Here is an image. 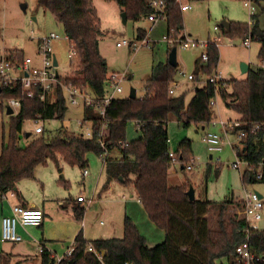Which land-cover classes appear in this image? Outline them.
I'll use <instances>...</instances> for the list:
<instances>
[{
    "label": "trees",
    "instance_id": "16d2710c",
    "mask_svg": "<svg viewBox=\"0 0 264 264\" xmlns=\"http://www.w3.org/2000/svg\"><path fill=\"white\" fill-rule=\"evenodd\" d=\"M37 1L63 24L70 43L78 51L77 75L61 76L60 80L66 84L89 88L96 95L104 96L109 73L107 60L100 51L103 31L95 1ZM106 1L118 4L127 12L128 18L134 20L148 18L154 11L151 0ZM166 4L168 36L185 38L181 3L178 0H166ZM223 30L244 40L247 37L258 39L261 43L259 54L264 59V28L257 19L249 25L231 22V28L228 30L223 27ZM146 36L147 29L140 27L138 37L145 39ZM173 47H177V44L171 45L170 52ZM207 52L209 60L197 68V80L203 74L209 78L218 68L219 48L211 44ZM5 53L8 58L19 61L27 56L24 50L19 49H7ZM178 72L179 63L175 66L169 60L153 66L146 84V95L142 98L114 97L107 106L105 118L92 105H87L84 119H92V137L68 130L64 126L55 134H50L46 128L42 134L34 136L33 133L32 140L25 148L18 145V139L26 119H32L37 114L47 120L65 118L68 105L64 90L59 82L52 101L51 96L42 100L37 94L32 97L26 95L19 83L12 88L3 86L0 93L3 105L10 97L24 95L25 98L18 115L13 118L11 141L4 146L0 155V198L2 193L15 189L23 178L34 177L39 164L53 161L61 170L62 160L85 171L90 153L101 156L107 151L106 170L109 180L122 178L125 185H134L151 220L165 231V240L150 246L134 220L127 216L122 237L87 240L82 232L78 233L73 243V254L62 264H223L220 261L223 258L236 261V248L246 240L247 222L239 216L225 221L223 215L226 206H221L219 228L212 229L205 215L210 205L219 202L201 198L192 200L187 187L170 183L172 164H181L185 169L196 159L192 155V141L189 139L183 140L176 152L171 149L168 121L171 116H176L185 126L192 123L209 124L215 114L212 100L218 96L227 107L242 115L240 120L243 123L235 132L241 128L247 131L240 152L242 158L252 166L244 171V184L264 182V68L250 69L245 79L221 80L218 86L206 79L202 86L196 87L188 103L186 93H169V87L177 79ZM129 122L138 123L136 127L142 133L139 139L127 140ZM255 123L261 124V128L253 132L251 126ZM102 138L106 143L104 146ZM171 151L176 155V160L171 156ZM259 174L261 177H258ZM230 203H234V200H227L224 204ZM235 203L240 206L243 204L241 200ZM84 211V208L77 211V216L81 218ZM90 242L106 250L103 261L87 249ZM251 246L256 253L264 254V229H252ZM40 254L41 264H55L53 252L46 249ZM12 260L11 253L0 252V264H21L19 260L14 263Z\"/></svg>",
    "mask_w": 264,
    "mask_h": 264
},
{
    "label": "rangeland",
    "instance_id": "374dc122",
    "mask_svg": "<svg viewBox=\"0 0 264 264\" xmlns=\"http://www.w3.org/2000/svg\"><path fill=\"white\" fill-rule=\"evenodd\" d=\"M245 1L247 0H188L190 8L183 12V24L186 35L199 41L214 39L219 33L223 36V40L219 44L221 56L217 70L220 69L219 71L223 77L228 80L235 77L245 78L247 76L246 72L242 70V63L250 64L252 70L264 68V59L259 54L261 43L258 39H252L251 45L246 46L244 38L240 36L233 37L223 31L224 26L222 22L224 20L249 25L257 19L260 26L264 28V1L257 2L253 0L257 8L256 14L253 17ZM183 2L186 1L184 0ZM24 3L27 4V8L25 9L23 8ZM96 4L99 7L103 30L100 51L107 60L108 73L127 74V78L122 82L124 91L117 95L122 97L129 96L131 88L134 87L137 90V96L140 98L144 97L147 92V80L152 72L153 65L168 61L171 44L166 39L168 34L167 18L159 19L156 23L150 21L148 18H141L140 20L128 18L124 22L119 6L113 1L96 0ZM216 26L222 30L217 31L215 29ZM140 27L147 29L145 39L138 37ZM53 31L61 34L63 37L54 41V51L60 60V66L58 67L60 74L64 77L77 75L79 60L76 59L75 62H71L69 57L71 48L69 41L65 39L64 26L52 12L46 10L37 0H0V61L7 49L15 48L24 49L27 56L33 55L37 60H40V57L36 56L38 38ZM124 39L132 43L135 42L136 45L118 46L117 42ZM176 48L180 63L179 72L183 70L188 75L196 71V59L202 56L204 47L184 48L182 45H177ZM179 72L176 78L182 86H180L178 92L182 94L181 92L184 89H188L189 92L187 94L189 97L195 94L196 86H202L208 77V75L203 74L201 76L202 79L196 83L191 82L192 80L188 79L187 76L181 75ZM228 89L232 90V87L228 86ZM111 90L113 91V88ZM72 106H68V111L63 120L55 119L46 122V128L50 134H55L61 127L66 126L67 122H69L67 124H69L70 130L76 133L82 134L88 131L91 123H87L85 126L80 125L78 121L82 117V112L81 110H75ZM218 107L223 110L226 109L222 99H219L217 102ZM19 111L16 107L12 114L8 113L6 102L3 105L0 99V155L3 152L4 146L8 145L11 141L13 118L18 115ZM219 119L220 116L217 113V118L214 120ZM34 127V122L31 119H26L23 124L22 134L27 132L35 133ZM206 127L208 131L220 130L219 125L213 126L212 123ZM168 129L171 138V149L176 152L180 143L185 139H189L192 141V155L196 159L195 166L189 164L185 169H182L179 164H172L169 171V181L174 185L181 184L188 189H190V185L192 184L201 195L200 197H203L202 199L220 201L218 204L210 205L207 208L208 212L205 216L212 229L219 228V215L222 212L221 206H226L223 215L225 221L228 222L230 218H236V216L243 217L242 205L240 206L235 203L238 198L234 200V203L224 204L225 201L233 197L232 193H235L236 196L238 195L242 199L246 195V190H257L264 195V182L259 181L255 184L245 185L240 175V170L235 169L228 163L229 161L236 160V155L229 146L225 147L222 152L216 153L213 159L210 158L211 152L208 150V146L203 139V135L207 131L204 132L201 125L192 123L185 126L176 116H171L168 121ZM36 135L38 134L34 136ZM31 136L29 138L24 136L18 139V145L25 148L30 143ZM141 136L142 133L137 129L136 124L129 122L126 132L127 140L134 141ZM114 153L112 152V154ZM88 158L87 168L90 171L95 170L99 176L102 170L100 180L103 179L99 188L100 191L104 187V181L107 176L106 170H103L102 161H100L98 154L94 152L90 153ZM55 166L57 165L51 161L48 162V165L42 163L37 166L36 171L37 178L47 175L48 196L56 199L52 200V203L57 201V197H70L72 186L68 179H76L78 181V184L74 186V195H77L80 189L84 190L86 184L82 179L83 169L66 163L64 166L69 172L68 176H66L65 171H60L59 174L54 173L56 172ZM243 168H245L244 165L242 166ZM51 169L55 171L50 173L49 170ZM70 171H73V174ZM31 180L34 182V179ZM35 180L37 179L35 178ZM39 186V188L34 189V195L38 192L43 193L42 186ZM124 194L128 196L127 199L136 201L137 195L134 185L120 186L116 183L110 191V196L109 193L105 195L106 197H110V201L103 203L101 207L99 205V208L95 206L89 211V226L92 228V235L100 236L103 232H108L109 230L111 234H108V237H122L124 235L123 223L126 217L134 216L135 219L133 217L132 219L137 224L141 233L148 239L151 246L163 241L165 239V231L151 220L145 208L142 207V213L144 214V220H142L141 216L137 214L136 210L134 211L132 206L128 210L126 205L120 202L124 199ZM1 202L0 198V204ZM136 202L141 206L140 201ZM260 223L264 225V218L259 221L258 225ZM4 247L5 249L6 247L9 248V245L4 244ZM35 251L37 250L29 249V252L36 259L30 260L26 264H39ZM220 261L223 264H240L232 260L230 261L228 258H223Z\"/></svg>",
    "mask_w": 264,
    "mask_h": 264
},
{
    "label": "built area",
    "instance_id": "2783aa9c",
    "mask_svg": "<svg viewBox=\"0 0 264 264\" xmlns=\"http://www.w3.org/2000/svg\"><path fill=\"white\" fill-rule=\"evenodd\" d=\"M181 3V7L183 10H187L190 7L189 3L183 2V0H178ZM151 6L154 8V11L148 15V19L150 21H157L162 18H167V9H166V0H151ZM245 4L250 9L251 16L256 14V5L253 4V0L245 1ZM217 31H221L218 26L215 27ZM63 38L61 34L57 32H50L48 34H44L38 38L37 51L41 57L40 65L35 63L32 56H26L22 61L17 59L8 58L5 55L2 56L0 61V93L3 86L16 87V84L19 83L22 90L26 93V95L32 97L36 94L39 95V98L42 100H47L50 96L55 99V92L58 83L62 85L64 90V95L66 96L67 105H79L82 104L84 106L92 105L93 109L102 117L105 118L107 106L110 104L111 100L114 97H117L119 93L123 91L122 82L127 78L126 73H112L109 74L108 85L106 87V94L104 96H98L89 88L80 87L75 84H66L63 83L60 78L61 74L58 70L60 66V60L54 51V41ZM65 39H68V36L65 35ZM167 41L171 45H182L184 48L190 47H199L203 46L204 51L202 53L201 59L203 62L207 63L209 60L207 48L214 44L219 48L220 42L223 40V36L219 33L214 39H208L206 41H199L191 36L185 35V38H174L173 36L169 37L168 34L166 36ZM252 37H247L244 40V44L247 46L251 45ZM70 43V41H69ZM132 45L135 46V42H129L124 39L123 41H118V46L123 45ZM70 60L71 62H75L78 58V51L76 47L70 43ZM57 61V64L55 63ZM183 76H187L190 80H197L195 74H188L181 70L179 72ZM210 82H213L218 86L221 80H224L222 73L216 69L213 75L207 78ZM180 86V83L177 79H175L170 87L169 93L171 95H177V88ZM113 88V91L111 90ZM37 89H39L37 93ZM25 96L21 95L19 97H10L7 99V107L10 106L15 111L16 107L20 110L23 100ZM218 96L212 100L213 104L217 103ZM34 124V134H42L46 130V122L48 121L42 115L37 114L36 117L31 119ZM79 124L85 126L87 123L92 124L91 121L85 120L84 117L79 119ZM215 122V121H214ZM136 126L138 123L134 122ZM223 131L222 133L216 131H208L204 133L203 139L208 145V148L211 152H220L223 150L226 144H229L235 155L236 160L231 163L234 168L242 170V166L245 168H250L252 165L249 161L245 160L241 156L240 150L243 147L242 139L247 135V131L243 128L237 131L238 141H234L229 132L236 130L243 122L241 120H222L221 122ZM91 126L86 133H82L86 137H92L93 132L91 130ZM66 129L70 130L69 124L66 123L64 126ZM261 128V124L255 123L251 126V130L255 132L256 130ZM86 134V135H85ZM101 143L104 146L106 143L101 139ZM106 150V149H105ZM171 156L174 160H176V155L173 151H171ZM107 151H104L100 156L101 159L106 163L107 159ZM196 161L194 160L191 163V166H195ZM87 175L89 173L88 169L84 171ZM244 174V171H243ZM258 177H261L259 174ZM9 195L16 196L17 192L15 189L10 190L8 192H4L1 194V198L3 200L8 199ZM85 195L81 194L78 196L79 201L85 200ZM242 214L243 218H245L247 222V226L245 228L246 240L239 244L236 248L235 262L240 264H264V254L256 253L251 246V231L252 229L259 228V221L264 217V197L260 196V192L257 190H246V195L242 199ZM44 220V211L39 207H29L24 206L21 203H16L12 206V210L10 214L4 215L2 219V237L6 242H19L23 240V237L18 232V226H29V225H41ZM33 240L38 244V250L40 253L46 250L43 242L38 240L37 238H33ZM75 247L74 245H70L68 249L60 255L54 254L55 256V264H62L65 260H67L73 254ZM87 249L93 251L97 257L103 261L106 255L105 249H99L92 242H90L87 246ZM127 264H132L128 262Z\"/></svg>",
    "mask_w": 264,
    "mask_h": 264
},
{
    "label": "crops",
    "instance_id": "0c3cea01",
    "mask_svg": "<svg viewBox=\"0 0 264 264\" xmlns=\"http://www.w3.org/2000/svg\"><path fill=\"white\" fill-rule=\"evenodd\" d=\"M94 1H95V4H96V0H94ZM185 1L188 2V0H185ZM24 4H26V3H24ZM253 4H254V2H253ZM96 6H97V9H98V14H99V17H100L101 27H102V19H101L100 13H99V7H98L97 4H96ZM189 8L187 10H189ZM119 10H120L121 14L124 11L120 6H119ZM187 10H184V12L187 11ZM34 19H36V18L34 17ZM157 21H154V22L156 23ZM15 49L24 50V49H21V48H15ZM219 50H220V46H219ZM170 53L171 52H169V56H170ZM31 56L33 57L35 63L40 65L41 57L38 54L37 46H36V56H39L40 60H37V58L35 56H33V55H31ZM169 56H168V60H169ZM220 56H221V51H220ZM177 62L179 63L178 54H177ZM203 64H205V62L202 61L201 56L198 57L196 59L197 68L199 66L203 65ZM179 65H180V63H179ZM153 66H155V65H153ZM248 66H249V69H251L250 68V64H248ZM151 74H152V72L150 73V76L148 77V79L151 77ZM192 74L196 75V71L192 72ZM246 74L248 76V72H246ZM245 78H239V79H245ZM201 79L194 80V81L192 80L191 82L198 83ZM180 86H182L181 83H180ZM180 86L177 88V94H180L178 92V90L180 89ZM123 91H124V87H123ZM123 91L121 93H123ZM183 92L186 93V101L188 103L190 101V99H192V97L194 95L189 97L188 94H187L189 92L188 89H184L181 93H183ZM130 93H131V90H130ZM124 97H126V96H124ZM219 99H221V98L218 97L217 98V102L219 101ZM223 103L225 104L224 101H223ZM72 107L75 110H78V111L81 110V112H82V117L81 118L85 117L86 106H84L82 104H79V105H73ZM225 108L226 109H224V110L219 108V107L217 108V103L214 104L215 114H214L213 118L214 119L217 118V113L220 116L219 120H213L211 122L213 124V126H218L219 125V129L220 130L216 131V132L222 133L223 128H222V125L220 123L222 120H224V121H226V120H236V119L240 120L241 117H242V115L240 113H238V112L234 111L233 109L227 107L226 104H225ZM230 113H232V114H230ZM81 118H79V119H81ZM48 121H50V120H48ZM65 122H66V120H65ZM67 123H69V122H67ZM211 123L205 124V125H202V124H197V125H201V128L204 129V132H205V131H207L206 130L207 129L206 126L207 125L210 126ZM235 131L236 130L230 131L229 135L234 141L237 142L239 139H238L237 133ZM22 133H23V131H22ZM27 134H28V132L25 133V135L22 134V137L26 136V138H29V135H27ZM22 137L19 136V139L22 138ZM30 138H31L30 139V141H31L32 140V136ZM227 146H229L232 149V147L229 144H226L224 146L223 150ZM208 150H209V148H208ZM222 151H220V152H222ZM220 152H211L210 153V158L213 159L215 154L216 153H220ZM117 155L120 156V154H117ZM99 158H100V161H102L101 165L103 166L102 167L103 170H106V163L101 159L100 156H99ZM51 162H53V161H51ZM232 162L233 161H229L228 163L231 164ZM64 164H66V163L61 160L60 161L61 170L65 171L66 176H68L69 172L67 171V168L64 166ZM179 165L181 166V164H179ZM55 167H56V169L55 168L54 169L56 170V172H54V173L59 174V172L61 170H59V168L57 170V166H55ZM37 168L38 167H36V171H37ZM181 168L183 169V167H181ZM235 169H237V168H235ZM55 170L51 169L49 171L51 173L52 171H55ZM245 170H246V168H243L242 170H240L241 177L243 176V171H245ZM36 171H35L34 177L37 180H35L34 177L23 178L22 180H20L17 183V186L15 188V190L17 192L16 196L9 195L8 199H6V200H3L1 198L2 202L0 204L1 205L0 206V246H1L2 249L0 250V252L3 251V252L11 253L13 255V263L17 262L19 260L21 264H26V262H28V261H30L32 259L33 260L36 259V258L33 257L31 252H29V249L31 248L33 250H37V251H35V253H36L35 255H37V257H38L37 259L39 261V264H41V254L38 251V244L33 240V238H37L38 240L43 242V244H44L46 249L50 250L51 252H53V254H57V255L63 254L68 249V247L74 243L76 236L80 232L83 233L84 237L87 240H96V239H102V238H109L108 234H111V233H109V232H111L109 230H108V232H103L100 236L99 235H92L93 234L92 233V228L89 226V224H90L89 211L95 206L97 208H99V205L101 207L103 203L109 202L110 201V197H109L110 196V191L112 190L113 185L116 184V183H118L120 186L125 185L123 183L122 179L109 180L108 173H107V170H106L107 176H106V180L104 181V187L101 188L100 191H99V188H100V185H101L102 179H103L102 178L100 180V174H101L102 170L100 171L99 176H98V173L95 170H93V171L91 170L90 171L88 169L89 173L87 175L84 173V170H83L82 171V177H83L82 179H83V182L86 184V187L84 188V190L80 189L79 192L77 193V195H74L73 194L74 186L76 184H78V181L76 179L75 180L74 179H68V181L71 182L70 184L72 186V188L70 190V193L72 192L70 194V197H65V196L60 197V198L57 197V201L52 203V200H56V199L55 198H51V197L48 196L49 189H48L47 175H43L42 177L37 178L36 177ZM70 173L73 174V171H70ZM102 176H103V173H102ZM31 179H34V182ZM242 179H243V177H242ZM27 181H29V182H27ZM39 185L42 186L43 193L38 192L36 195H34V189L37 188V187L39 188L40 187ZM135 191H136V195H137L136 201H140L141 206L138 204V202L127 199L128 196H126V194L123 195L124 199L121 200L120 202L124 203L126 205V207L128 208V210H129V207L132 206L134 211L136 210L137 214H139V216H141V219L144 220V214L142 213V207L144 208V206H143L141 198L139 197L138 192H137L136 189H135ZM107 193H109V196L106 197L105 195ZM81 194L85 195V198H86L83 201H79L78 200V196L81 195ZM232 195H233V197H231L229 199L227 198V199L228 200H236L238 198L237 201H239V200L242 201V198L240 196H238V195L236 196L235 193H232ZM195 196L197 198H201V199L203 198V197H200L201 195L197 192L196 189H195ZM218 202H220V201H218ZM16 203H21L24 206H29V207L42 208L43 211H44V220H43L41 225H29V226H21V225H19L18 226V232H19V234L22 235L23 240L19 241V242L11 243V242H6V241L3 240V237H2V219H3L4 215H7V214L11 213L12 206L14 204H16ZM136 205H138V206H136ZM82 208H84L85 211L83 213V216L81 218H79L77 216V211H79ZM140 209H141V211H140ZM132 217L135 219L134 216H132ZM123 225H124V223H123ZM259 228L260 229H264V225L262 223H260L259 224ZM123 232H124V227H123ZM165 237H166V235H165ZM147 241H148V239H147ZM161 242H159V243H161ZM4 244L9 245V248L6 247V249H5ZM156 244H158V243H156Z\"/></svg>",
    "mask_w": 264,
    "mask_h": 264
},
{
    "label": "water",
    "instance_id": "95a60500",
    "mask_svg": "<svg viewBox=\"0 0 264 264\" xmlns=\"http://www.w3.org/2000/svg\"><path fill=\"white\" fill-rule=\"evenodd\" d=\"M27 7V4H23V8L25 9ZM122 16H123V20L124 22H126L128 20V15H127V12L126 11H123L122 12ZM222 25L226 28V29H230L231 28V22L227 21V20H224L222 22ZM169 62L172 63L173 65L177 66L178 62H177V48L174 47L173 50L171 51L170 53V56H169ZM55 63L57 64V61H55ZM242 70L243 72H249V66L247 63H242ZM131 98H137V91H136V88H132L131 89V93H130V96ZM7 112L12 114L14 112L13 108H11L10 106L7 107ZM32 132H28L27 135H31ZM20 137H22V134L20 135ZM122 179V178H120ZM188 194L190 196V199H195L196 196H195V189L193 186H190V189L188 190ZM260 196L263 197V194L260 193Z\"/></svg>",
    "mask_w": 264,
    "mask_h": 264
}]
</instances>
